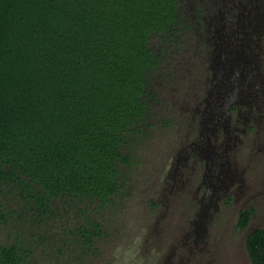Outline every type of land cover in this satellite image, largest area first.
I'll return each instance as SVG.
<instances>
[{"label":"trees","instance_id":"16d2710c","mask_svg":"<svg viewBox=\"0 0 264 264\" xmlns=\"http://www.w3.org/2000/svg\"><path fill=\"white\" fill-rule=\"evenodd\" d=\"M184 15L182 0H0V264L103 257L108 211L171 124ZM246 245L264 264V229Z\"/></svg>","mask_w":264,"mask_h":264},{"label":"flooded vegetation","instance_id":"af4514ba","mask_svg":"<svg viewBox=\"0 0 264 264\" xmlns=\"http://www.w3.org/2000/svg\"><path fill=\"white\" fill-rule=\"evenodd\" d=\"M182 1L188 40L170 49L177 58L171 68L188 70V80L200 85L184 97L188 138L169 161L161 191L178 189L197 198L191 222L196 227L213 199L253 197L236 175L249 171L239 156L250 163L264 153V0ZM251 208L252 219L254 204L240 213Z\"/></svg>","mask_w":264,"mask_h":264},{"label":"rangeland","instance_id":"374dc122","mask_svg":"<svg viewBox=\"0 0 264 264\" xmlns=\"http://www.w3.org/2000/svg\"><path fill=\"white\" fill-rule=\"evenodd\" d=\"M187 71L179 70V82L173 88V95H169L175 101V109L163 114L172 120L170 126L151 128L152 137L146 138L139 163L132 169V180L127 187L130 195L107 213L105 224L110 236L100 244L103 257L97 264H116L124 256L128 264H251L246 252L247 235L255 227L264 226V153L258 152L250 163L245 157L238 158L249 171L239 172L237 183L241 189L251 190L252 199L247 201L246 195L230 203L228 197L215 198L202 212L203 223L196 227H191V222L197 198L178 189L161 191L167 185L163 179L170 171L169 161L188 138L187 122L183 120L187 107L184 97L200 85L188 80ZM153 199L159 204L153 206ZM249 204H254L257 212L250 227L240 229V210ZM3 238L0 229V244ZM193 238H197L196 244Z\"/></svg>","mask_w":264,"mask_h":264}]
</instances>
